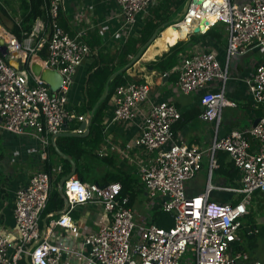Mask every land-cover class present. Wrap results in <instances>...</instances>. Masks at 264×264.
Listing matches in <instances>:
<instances>
[{"label":"built area","instance_id":"built-area-1","mask_svg":"<svg viewBox=\"0 0 264 264\" xmlns=\"http://www.w3.org/2000/svg\"><path fill=\"white\" fill-rule=\"evenodd\" d=\"M62 1L50 0L47 22L37 19L29 33H22V41L0 31V40L7 51V58L0 54V127L10 135L35 139L43 160L52 137L61 133L65 121L68 124L86 120L67 111V95L77 70L93 53L79 36L71 37L59 25L58 9ZM113 1L125 28L132 30L137 16L145 13L154 0ZM200 23L204 26L200 35L216 24L224 26L225 67H221L213 52L184 51L175 90L180 95L201 92L199 119L213 123L215 129L207 151L173 140V125L180 120V113L169 102H150L146 84L129 80L115 89L112 100L111 124L141 120L134 144L151 158L147 165L139 167V182L150 200L159 201L160 210L170 215L173 225L164 229L150 220L138 223L129 195H122L120 183L88 184L70 178L63 186L65 213L57 218L49 215L50 230L41 238L40 221L53 180L63 172L62 166L57 165L50 173L44 170L33 173L27 185L16 191L14 230L0 232V264H26L25 260L29 264H182L186 254L192 257V263L184 264H264V258L251 260L236 245L240 219L249 214L253 195L264 194V113L247 130L231 131L222 138L216 135L223 108L236 107L224 96L230 59L244 56L251 48L264 53V0H189L185 12L170 27L192 33L194 28L201 27ZM15 24L19 27V23ZM44 48L46 59L41 65L56 70L63 80L56 93L50 92L41 78L30 72L29 63V70L26 63L20 69L8 64V60L17 58L26 61ZM215 81L220 82V87L212 92L208 85ZM245 84L254 104L264 108V59ZM76 133L82 131L78 129ZM251 140L256 143L255 148ZM219 153L226 154L239 173L236 189H217L239 196L233 205L208 198ZM205 154L208 157L206 191L188 197L185 184L201 171ZM98 156H103L101 151ZM87 205L98 207L102 214L90 229L70 217L75 207ZM55 227L63 229L64 237L69 236L67 241L64 237L60 239L61 235L55 242L49 240Z\"/></svg>","mask_w":264,"mask_h":264},{"label":"crops","instance_id":"crops-1","mask_svg":"<svg viewBox=\"0 0 264 264\" xmlns=\"http://www.w3.org/2000/svg\"><path fill=\"white\" fill-rule=\"evenodd\" d=\"M3 1H5V3L7 2V0H0V4ZM153 3L154 1L150 4V6H152ZM60 7L61 15H58V23L60 24L61 22L62 28L71 37L79 36L81 40L88 44L93 54H96L98 51H103L104 53L112 55L126 40L127 36H132L127 33L119 8L113 0H63L60 3ZM145 16L139 14L134 27L137 26L139 18L143 19ZM0 23L2 30L9 33V30H11L9 25L13 26V20L10 15H7V12L6 17L2 16L0 13ZM16 23L18 22L16 21ZM216 29H224V36L222 38L217 40L210 36H203L196 42L190 44L185 51L190 52L192 50H200L213 52L216 55L218 62L221 64V67L224 68L226 49L225 28L224 26L223 28L218 26ZM44 33H48V28H46ZM191 34L193 33H185L182 39H179L178 37L177 42L186 41L188 36ZM165 35L169 34L165 33ZM157 40L155 39V41L147 47L143 55L138 58L131 68L126 71L127 75L130 80L137 81L148 86V99L150 102H169L176 107L181 118L173 125V140H175V142L185 144L188 147L196 146L203 151H207L214 139L215 129L213 123H205L199 119V115L202 112V108L198 102L201 92L199 91L191 95H180L175 90L180 56L184 52L179 56L178 64L172 72L163 74L157 70H153L151 67H148V64L155 61L157 57L161 56L168 50L169 47L173 46L165 43L164 49H161L155 44ZM18 59L20 60L21 65L28 62L30 66L40 64L43 61L38 55H33L26 61L17 58L15 60H8V63L13 61L15 67H19L20 63L17 62ZM263 59L264 53L256 48H251L244 56L230 59L227 67L229 79L225 82L224 96L228 101L234 102L236 107L223 108L220 125L216 134L218 138L226 136L231 131L247 130L253 127L254 122L263 116L264 108L254 104L245 84L246 80H250L253 77L256 67L263 61ZM90 64L91 61L89 58L77 70V73L74 76L73 86L70 88L67 95V111L76 112V110L83 105L82 90ZM165 74L166 76H164ZM110 80L111 79L109 78V81ZM219 84V81L212 82L208 85V88L210 91L216 92L220 87ZM106 86L108 88V85ZM112 100L113 96L107 104L104 112L101 129L102 142L97 148H95V150H93L92 155L97 158L96 161H98V163H102L104 171L131 179L132 190L130 191V206L134 211V204L137 202L138 196L144 191L139 182V167L147 165L151 155L146 154L142 148L136 147L134 144L139 135V125L141 124L140 119H136L135 121L128 123H110L113 109ZM94 109L95 107L92 111H94ZM78 111L79 110H77V112ZM87 115L88 114L86 113L83 117L86 119ZM71 123L67 124V132L77 134V129L71 130ZM80 123L81 122H79V124ZM251 146L254 148L256 147V143L253 140H251ZM98 151L102 152V157L98 156ZM41 153L42 150L39 149L38 142L35 139L30 136L17 137L10 135L0 127L1 233H9L14 230L15 225L13 208L16 191L27 185L29 178L33 173L43 171L47 161L51 162L52 168L57 165L62 166V162L59 160L60 157L57 154V156L55 155L54 157L50 156L49 149L46 150L47 156L44 160L40 157ZM93 156H89L88 159H96ZM216 161L218 166L215 170L217 179L214 183H212V175L211 184L213 189L208 193L209 201L218 203L224 202L233 205L240 199V197L234 195L233 193L223 192L217 189H236L239 186V174L237 172H233L226 175L230 169L228 166L230 160L228 158H224L223 155L217 154ZM63 169L64 168L62 167V170ZM88 169H90L89 166ZM74 178H78L77 174ZM207 180L208 157L205 154L202 160L201 171L185 184L184 189L186 196L197 197L200 194H204L206 191ZM144 196H146L145 192ZM140 204L145 209L152 211L153 214L157 211H161L159 201L150 200L147 196L140 202ZM262 207H264V194L255 193L252 197L249 214L246 217L251 215L254 209L260 211ZM64 213L65 207L60 212L49 215L57 218L59 215ZM49 215L42 216L41 218V238L47 236L48 230H50L49 222L51 221V218ZM101 215V210L98 207L89 205L77 206L70 213L72 220L76 223L84 224L85 229H90L96 226ZM245 229H250L249 232L243 233L249 239H254L255 236L259 234V228L256 222L251 227L248 225L243 226L241 223L239 239L236 243L238 246L240 245V239L242 236L241 231ZM51 231L53 236L50 235L49 240L52 242L57 241L60 235V239L65 235L63 229L60 227H55ZM68 238L69 236L64 237L66 241ZM238 248L242 247L239 246ZM250 258L251 260H262L264 258V254L260 257L250 256Z\"/></svg>","mask_w":264,"mask_h":264},{"label":"trees","instance_id":"trees-1","mask_svg":"<svg viewBox=\"0 0 264 264\" xmlns=\"http://www.w3.org/2000/svg\"><path fill=\"white\" fill-rule=\"evenodd\" d=\"M187 0H154V3L149 8L146 16L142 19L141 27L137 36H127L126 40L115 50L112 55L104 53L103 51H98L90 57L91 64L88 67L86 77L84 80V87L82 90V101L83 105L80 106L78 112L76 110V116H83L84 114H89L95 107L97 102L101 99L104 93L106 85H108V91L106 97L97 105L94 110L89 132L85 137H60L55 139V144L58 149L66 156L71 158L76 166V174L80 180L84 183H98L99 185H105L108 183L118 182L122 186V195H129L131 199L132 182L131 179L122 177L118 174H108L103 177V182H100L97 178H93L90 175L89 169L87 167L88 157L93 156L92 152L97 148L102 142V121L104 118V112L107 104L109 103L111 97L114 95L115 89L119 86L124 85L130 78L127 72L124 71L116 76H114L110 81L109 78L125 67L139 52V50L145 45V43L150 39L154 32L161 26L157 31L156 38L171 24L166 23L173 20L171 23L177 21V15L180 10L183 9ZM50 0H21L19 5L20 12V23L19 27L14 23L10 34L18 38L19 41L23 40L22 33H29L32 30V26L37 19H43L47 22V11L49 8ZM58 15H61V7L59 5ZM0 13L2 16L6 17V11L3 5L0 4ZM62 28L61 22L59 24ZM220 26L223 28L222 24H216L213 28H210L204 35L191 34L188 36L186 41H178L177 39L166 40L165 34L162 39H158L155 44L161 49H164L165 43L167 45H173L168 48V50L161 56L157 57L155 61L150 62L148 67L153 70H157L160 73L172 72V70L177 66L179 61V56L189 47L190 44L196 42L203 36H210L219 40L224 36V29L217 30L216 28ZM185 35L184 30H180V33ZM169 34V32H166ZM183 35L179 39H182ZM88 45V44H87ZM141 52L140 57L143 55L145 50ZM38 56L44 61L46 59V48L41 50ZM139 57V58H140ZM26 70L28 69V62L25 65ZM131 68V67H130ZM79 122L73 120L71 123V130H78ZM50 156H55L52 146L49 147ZM223 155L224 158L228 156L224 153H219ZM57 156V155H56ZM62 162L63 172L56 176L53 180V188L49 195V200L47 207L42 216H46L52 213L60 212L64 208V199L58 194L57 187L60 180L70 173V164L60 158ZM220 161V160H219ZM52 164L50 161L45 163L44 171L50 173ZM229 173L238 171L234 168L233 164L229 163ZM239 174V173H238ZM224 203V202H223ZM150 221L152 224L168 229L173 225V221L169 214L163 213L161 211L155 212Z\"/></svg>","mask_w":264,"mask_h":264},{"label":"rangeland","instance_id":"rangeland-1","mask_svg":"<svg viewBox=\"0 0 264 264\" xmlns=\"http://www.w3.org/2000/svg\"><path fill=\"white\" fill-rule=\"evenodd\" d=\"M20 1L21 0H7L6 3H5V1L1 2L5 11L7 12V15L11 16V18L13 20V25H14V23H16V21L18 23H20V12L18 9L19 5H20ZM149 8H148V10H149ZM148 10H146V12L143 13L142 15L145 16V14H147ZM182 12H183V9L180 10V12L177 15V18H178V16H180L182 14ZM141 21H142V19L139 18L137 26L134 27V29H132V30H127V33L129 35H132V36H137L139 33V29L141 27ZM172 21L173 20L171 19L170 21H168L166 23L172 24L171 23ZM9 27L12 29L13 26L9 25ZM1 30H2V28L0 27V31ZM161 34L159 35V37L157 39H160ZM94 158H96V157H94ZM96 160H97V158L96 159H88L87 167L88 166L90 167L89 171L91 172L90 173L91 177H95L100 182H103V177L110 174V173L104 171L103 167H102V163H98V161H96ZM212 175H213V182L212 183H214L217 179L216 171H214L212 173ZM145 195H146V193H145ZM145 197L146 196H144V191H143L138 196L137 202L134 204L133 209H134V212L137 216L138 223L143 222L145 220H150L151 216L153 215L152 211L145 209L140 204V202L143 201L145 199ZM240 222L242 223L243 226L248 225L250 227L255 222L258 224L259 234H257L254 239H249L247 236H245V234H243L245 232V230L241 231L242 236L240 239V246L242 247V250L246 251L250 256H257V257L262 256L264 254V207H262L260 211L254 209L252 211L251 215H249L248 217H244V218L240 219ZM183 262L192 263V257L189 254L184 255L183 260H182V264H184Z\"/></svg>","mask_w":264,"mask_h":264},{"label":"water","instance_id":"water-1","mask_svg":"<svg viewBox=\"0 0 264 264\" xmlns=\"http://www.w3.org/2000/svg\"><path fill=\"white\" fill-rule=\"evenodd\" d=\"M188 2L189 0L186 1L185 3V6L183 8V13L185 12L187 6H188ZM182 15V14H181ZM180 15V16H181ZM201 27L200 28H194L192 33L193 34H199V32L203 31L204 29V26L202 23L199 24ZM161 28V26L154 32V34L150 37V39L145 43V45L139 50V52L137 53V55L125 66L123 67L122 69H120L119 71H117L116 73H114L110 79H112L114 76L120 74V73H123L124 71H127L137 60L138 58L140 57L141 55V52L143 51L144 48L150 46L154 41H155V38H156V35H157V31ZM0 54L4 57V58H7V51H6V47L4 45V41L1 39L0 40ZM18 63H20V60L18 59L17 60ZM10 66H12L13 68L15 69H20L21 67L17 66L15 67L13 61H10V63H8ZM21 65V63H20ZM30 72L35 75V76H39L41 78V80L44 82V84L49 88V91L52 92V93H56L61 85H62V77L61 75L56 71V70H51L49 68H46V67H43L40 64H34V65H31L30 66ZM107 86L106 88L104 89V94L103 96L101 97V99L97 102V104L95 105V109L97 107V105L106 97L107 95ZM94 109V110H95ZM93 113L94 111L90 112L87 117H86V120L85 121H82L80 124H79V130L82 131V134H75V133H68L67 132V122L65 121L64 124H63V127H62V131L61 133L55 135L54 137H52V140H51V144H52V147L55 151V153L62 159L66 160L70 166H71V171L69 174H67L66 176H64L60 182L58 183V187H57V191H58V194L63 198V186H64V183L66 181H68L70 178H74L75 175H76V166H75V163L74 161L69 158L68 156L62 154L56 147L55 145V139L57 138H60V137H85L87 134H88V131H89V127H90V123H91V119H92V116H93ZM1 122V120H0ZM258 120L256 122H254L253 126H255L257 124ZM64 207L66 208L67 207V203L66 201L64 200ZM250 229H245V232H249ZM25 263L26 264H29L27 260H25Z\"/></svg>","mask_w":264,"mask_h":264},{"label":"bare ground","instance_id":"bare-ground-1","mask_svg":"<svg viewBox=\"0 0 264 264\" xmlns=\"http://www.w3.org/2000/svg\"><path fill=\"white\" fill-rule=\"evenodd\" d=\"M211 22H212V20H211ZM166 32H169V35H166V38H165L166 40H169L170 38L178 39V37L180 38L181 35H183V37H184L183 31H182V33H180V30L177 31V30H174V28L169 27L161 34L160 39H162L164 37V34ZM185 33H188V32L185 30ZM0 35H1V32H0Z\"/></svg>","mask_w":264,"mask_h":264}]
</instances>
